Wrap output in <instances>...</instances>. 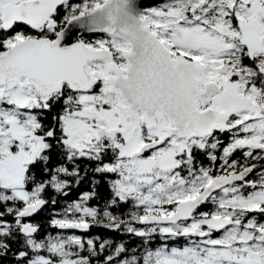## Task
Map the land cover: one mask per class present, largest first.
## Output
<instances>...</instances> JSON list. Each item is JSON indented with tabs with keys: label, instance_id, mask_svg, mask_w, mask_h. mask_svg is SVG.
Returning <instances> with one entry per match:
<instances>
[{
	"label": "rangeland",
	"instance_id": "obj_1",
	"mask_svg": "<svg viewBox=\"0 0 264 264\" xmlns=\"http://www.w3.org/2000/svg\"><path fill=\"white\" fill-rule=\"evenodd\" d=\"M19 1L0 0V11L3 4ZM97 1L92 0L95 4ZM203 1L206 3L203 11L208 13V18L200 17L201 13L194 18L189 17L188 13L172 5L146 9L142 13L143 23L163 40L180 45L184 53L199 60H208L211 63L208 64V76L216 74L219 67L215 63L222 59L221 54H232L240 43H246L253 53H264V0H236L237 27L218 21V17L223 18L228 11L219 7L216 0ZM86 7L81 6L80 14L85 12ZM204 19L206 23L201 21ZM214 20L217 22L214 23ZM26 37L18 32L6 42L11 47ZM87 45L93 49L107 48L111 51L110 47H113L118 55H122L127 46L111 34L97 37ZM115 62L109 59L89 65L90 73L103 81V85L99 92L78 90L74 94L72 108L62 119L65 142L78 152L88 153L101 147L104 140L111 141L119 147L120 157L106 167L117 171L118 177L113 186L120 197H134L138 205L148 210L141 219L149 215L170 214L173 210L165 206L167 201L176 199L179 202L191 198L200 186L209 183L212 178L203 169L194 173L192 181H187L180 169L182 149L203 145L204 142L174 137L167 146L149 156L135 155L133 150L138 148L143 135L134 129L133 122L123 110V100L119 94L111 92L106 83ZM236 70L241 77L236 81V91L225 89L213 100L214 106L226 107L235 114L232 122L236 129L235 140L226 147V155L237 147L247 148V152L255 148L264 150V118L260 117V109L264 107V91L243 88V81L250 73L243 75L239 66ZM49 94L30 85L25 77L13 78L0 85V185L30 202L37 200H34L37 192L24 188L25 171L45 147L43 137L35 132L37 123L30 107L45 100ZM166 125L167 121L162 119L149 130L159 133ZM164 196L168 197L167 201L163 200ZM211 201L218 208L211 214L203 212L187 222L161 225L163 233H183L193 237L190 243L182 247L159 249L152 256L154 264H264V221L256 222L253 216L242 219L248 210L262 206L264 202V173L257 186L247 194H243V186H227L214 194ZM85 212L91 210L85 209ZM73 222L87 221L82 218ZM214 230L223 232L213 235ZM68 239L79 240V236L62 238L61 243ZM83 261V258L68 256L62 264Z\"/></svg>",
	"mask_w": 264,
	"mask_h": 264
},
{
	"label": "trees",
	"instance_id": "obj_2",
	"mask_svg": "<svg viewBox=\"0 0 264 264\" xmlns=\"http://www.w3.org/2000/svg\"><path fill=\"white\" fill-rule=\"evenodd\" d=\"M104 1L98 0L95 4L92 0H65L55 15L38 30L22 23L14 24L9 30L4 29L0 11V54L10 48L7 39L18 32L27 37L56 39L68 20L80 15L82 5L87 6L84 9L86 13ZM103 36L109 34L103 31L86 32L81 37L89 43ZM102 85L103 81L98 80L88 91L99 92ZM77 92L78 90L63 84L45 100L30 107L37 123L35 132L43 137L45 147L27 165L24 188L37 192L34 200L43 198L46 205L30 218L39 227L36 234L25 236L21 231L24 219L16 218L15 215L30 203V200H25L10 188L0 185V264H62L63 259L68 256L80 257L92 264H154L152 256L159 249L182 247L190 243L193 235L188 237L183 233L166 234L161 231V225H143L141 217L148 213V210L143 205H138L134 197H120L113 186L118 177L117 171L106 167L120 157V152L114 144H108V141L104 140L101 147L81 153L65 142L62 119L63 115L71 110L72 97ZM223 149V144L211 142L205 149L194 145L190 156H180L183 162L180 169L187 181H192L194 173L203 169L211 177L226 173L232 160H235L233 166L237 169L243 165H253L254 180H261L264 173L263 149L255 148L250 158L241 154L242 150L238 147L227 155ZM226 157L228 161L224 163ZM186 158L189 162H184ZM201 189L202 186L198 188ZM249 190L250 187L244 188L243 194H247ZM167 199L168 197L164 196L163 200ZM177 203L176 199H170L165 206L175 210ZM85 209L91 212L83 213ZM217 209V205L213 204L210 198L195 211L194 216L203 212L211 214ZM252 216L256 222L264 221V213H253L251 210H248L242 219L246 220ZM82 218L88 221L90 226L86 233L60 230L55 226L63 220L73 222ZM222 232L214 230L213 235H220ZM71 235L79 236V240L68 239L61 243L62 238Z\"/></svg>",
	"mask_w": 264,
	"mask_h": 264
},
{
	"label": "water",
	"instance_id": "obj_3",
	"mask_svg": "<svg viewBox=\"0 0 264 264\" xmlns=\"http://www.w3.org/2000/svg\"><path fill=\"white\" fill-rule=\"evenodd\" d=\"M231 6V0H222ZM65 0H21L2 5L1 19L6 30L16 23L26 24L38 30L55 15ZM179 4L192 11L204 4L203 0H105L89 12L72 17L56 39L49 37H26L4 54H0V85L17 77H25L28 83L41 91L51 93L63 84L75 90L85 91L98 82L90 73L93 62L113 58L107 48L93 49L82 39L86 32L103 31L127 41L131 49L125 51L128 64L125 75L118 70L106 79L113 93L123 100V110L137 124L138 114L150 124L166 116L174 124L170 134L194 136L211 134L216 129L219 117L214 108L200 110V102L220 92L218 83L205 84L200 90L196 77L199 67L192 61H175L170 50L159 39L158 34L143 23L142 13L149 8H168ZM264 75V68H262ZM162 139L148 142L134 151L142 155L162 145ZM253 165L237 172L215 175L194 197L180 200L176 209L167 215L145 216L143 225H168L193 219L195 211L221 189L248 178ZM46 205L43 198L30 202L15 217L24 219L21 231L25 236H34L39 227L30 218ZM253 213H264V206L255 207ZM60 230L88 232L86 222H65L55 225ZM81 264H92L84 262Z\"/></svg>",
	"mask_w": 264,
	"mask_h": 264
},
{
	"label": "flooded vegetation",
	"instance_id": "obj_4",
	"mask_svg": "<svg viewBox=\"0 0 264 264\" xmlns=\"http://www.w3.org/2000/svg\"><path fill=\"white\" fill-rule=\"evenodd\" d=\"M216 2H217L219 7H222L228 11L227 15L224 16L223 18L218 17L219 18L218 21L219 22H229L230 24L237 27L238 26L237 19H236V12H237V8H238L237 1L231 0V3H232L231 6H228L222 0H216ZM173 5L179 7L180 10H183L184 12L188 13L189 17L194 18L198 13H201L200 17H202V18H208L209 17L208 13L206 11H203L204 8L206 7L205 2L201 7L197 8L194 11H192L190 8H185L179 4H173ZM155 7H162V6L158 5ZM201 21L203 23L207 22L206 19L201 20ZM214 21H215L214 23L217 22L216 20H214ZM158 37L165 44V46L168 48V50H170L171 56L175 61H177V62H179V61H184V62L192 61L193 63H195L199 67V72L196 74V77L200 80V84H199L200 90H203L205 87V84H207V83L215 82V83H218L220 85V87H221L220 92L212 95L210 97V100H208L207 102H204V103L200 102L199 108H200V110H204L207 108H214L216 110V113H218V114H219V112L224 111L225 116L223 118L222 117L218 118V120L216 122V129L211 134L200 135L199 133H196L194 136H189L188 134H184V135L173 134V135H171L170 130L172 128H174V124L171 123L170 119L166 116L159 119V120L165 119L167 121L166 127L164 129H162L159 133H151L149 129L151 128V126L156 127V122L159 120L155 121L154 124H150L146 120L143 119L142 113L139 112L137 124L134 125V123H133L134 129L135 130L138 129L143 135L142 141L140 142L138 148L145 143L156 141L158 139H162L163 141H162V145L160 147L153 149V150H150V151H146L142 155L135 154L134 151L136 149L133 150V153L135 155H139L141 157L149 156L153 152H155L156 150L167 146L174 137L187 138V139H197L198 141H202V142H204L203 145L198 144L200 146V148H202V149H205L206 145L210 144L211 142H215L218 145L223 144V148H224L223 150L225 151L226 147L231 145L233 143V141L235 140V130L236 129H235V126L232 125V122L235 119V114L232 113L226 107L214 106L213 100L215 99V97L217 95L221 94L225 89L236 91V81H237V79L240 80V78H241L238 75V72L236 70L237 66H239L242 69L243 75H244V73H250L249 76L246 77L243 81V84H242L243 88H245L246 90H249L251 88H255L257 90H263L264 91V75L261 71L262 68H264V55H263L264 53H260L261 55H259L257 53H253V52L249 51L250 48L248 47V45L246 43H243V44L240 43V47H238L235 52H233L232 54L228 53V52L221 54L222 59L218 63H215L213 61V64L215 63V65L219 68L216 70L215 75L208 76V73H207L209 71L208 64H211V63H209L208 60L203 61V60L197 59L196 57H192L191 55L184 53L182 51L180 45H176L175 43H173V41L167 42V41L163 40L159 34H158ZM121 40L127 44L126 48L123 49V51H122V55H118V53L115 51V49L113 47H110L114 53L112 59L116 60L115 65L111 66L112 68H110V71L112 69H115V70H118L119 72H121L122 75H125V69L127 68L128 62H127L126 58L124 57V53H125V51L131 49V47L127 41H125L123 39H121ZM248 71H250V72H248ZM114 75H115V72L111 71L110 77L114 76ZM127 117L129 118V115ZM260 117L264 118V107L262 109H260ZM151 129H153V128H151ZM225 142H227V143L224 144ZM108 144H112V142L108 141ZM239 148L242 150L241 154H244L246 157L250 158L252 151L247 152V148H244V147H239ZM117 149L119 151V147H117ZM191 149H192V147L182 149L181 156H183V155L190 156L191 155L190 154ZM227 158L228 157H226L225 160H223V161L224 162L228 161ZM184 162H189L188 158H186L184 160ZM181 165H183V162H181ZM233 165H235V160H232L229 162L230 169L228 172L218 173L217 175L234 173V172H237L246 166V165H243L241 168L237 169ZM108 169H110V168H108ZM254 174H255V172L253 170L251 172L250 176L248 178H246L244 181H242L240 183L231 184L229 186H231V187L232 186L233 187L234 186H240V187L243 186V190L246 187H250V190H251V188L252 189L255 188L258 184V182L256 180H254ZM207 183H205L202 186V188ZM201 190H198L194 196H196ZM219 192L220 191H218L217 193H219ZM87 193H89L88 190H87ZM194 196H192V197H194ZM86 223H88V221ZM84 262H89V261L85 260L81 263H84Z\"/></svg>",
	"mask_w": 264,
	"mask_h": 264
}]
</instances>
